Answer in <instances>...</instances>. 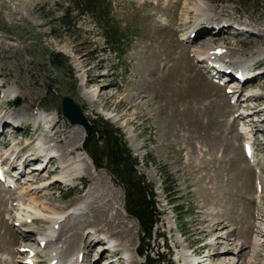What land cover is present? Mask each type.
<instances>
[{"label": "rangeland", "instance_id": "374dc122", "mask_svg": "<svg viewBox=\"0 0 264 264\" xmlns=\"http://www.w3.org/2000/svg\"><path fill=\"white\" fill-rule=\"evenodd\" d=\"M187 1L110 0L115 21L127 32L122 42L127 50L119 55L107 46L92 16L77 18L74 37L61 29L58 17L67 5L64 0H0V144L15 152L12 145L18 142L22 156L32 158L40 140L50 135L44 144L62 154L59 160L65 155L75 160L84 152L78 146V126L61 112L62 96L69 94L88 118L108 119L125 134L139 169L155 187L162 212L150 242L142 241L138 221L123 213L124 189L108 171L83 157L82 175L68 170L61 179L62 161L54 160L42 174L34 170L33 161L26 171L33 169H23L16 188L0 184V264H21L29 255L26 246L40 252L43 264L51 258V247L41 249L38 240L49 234L53 219L36 215L32 223L14 224L19 212L16 194L27 185L23 182L31 183L28 178L55 181L39 204L44 214L86 208L60 224L57 243L66 249L63 264L79 252L90 256L83 264H142V246L151 257L164 256L161 264H193V255L200 252L202 264H264V189L260 201L257 198L258 182L264 184V76L246 84L262 87L257 92L261 97L247 100L246 87L236 86L237 98L228 92L232 85L207 77L205 61L194 54L215 39V46L223 44L228 50L226 61L232 64L242 57L245 65L253 63L264 71V8L254 0L245 6L239 0H201L206 15L227 20V28L200 35L202 39L192 43L188 36L183 40L193 28V14L188 20L184 16ZM207 24L210 28L215 23ZM64 61L69 64L62 67ZM254 107L259 113L254 114ZM42 114L54 119L36 130L34 117ZM14 116L23 122L21 129H11ZM241 132L255 134L256 160L245 158L243 145L249 136ZM164 176L169 177V192ZM96 210L107 217L118 214L114 223L119 227L102 229L92 215ZM91 229L100 234L91 237ZM99 238H114L122 258L113 262L111 245L103 251L106 242Z\"/></svg>", "mask_w": 264, "mask_h": 264}, {"label": "bare ground", "instance_id": "6f19581e", "mask_svg": "<svg viewBox=\"0 0 264 264\" xmlns=\"http://www.w3.org/2000/svg\"><path fill=\"white\" fill-rule=\"evenodd\" d=\"M207 12H208V8L201 2V0H188L186 2L185 11H184L185 20H188L189 18H191V15L193 14V16H192L193 21H191L193 23V28H191L190 31L188 32V34H190V35L187 37L190 42L193 43V42H198L199 40H201L202 38L199 39L200 35H209V34H212L213 31H214L213 34H218V32H223L224 30H226L225 28H227V27L225 25L228 23L227 20L215 19L214 17L211 18V17L206 15ZM209 20H212L215 23V24H212L210 26V28L208 27L209 26L208 24L206 25V22L209 21ZM182 27H183V25H182ZM221 28L224 29V30L222 31ZM180 30H182V29H180ZM192 33L194 35L193 37H191ZM205 37H207V36H205ZM214 41H215V39H213V41L208 42L203 47L198 48L196 53H194V54L197 56V58H198V60L200 62H203V61H205V62L222 61L229 68L231 62L225 60V58L226 59L229 58L228 50L226 51V47L223 44L221 46H218V45L215 46ZM238 58L239 59H236L234 61V63L237 64L238 66L241 65L240 67H243L244 63H245L244 60L242 59V57H238ZM253 67H256V66H253ZM255 69H258V68L256 67ZM258 70H261V69H258ZM230 75H232V74L230 73ZM263 76H264V71H261L258 75L254 74V76H252L249 79V81L251 83H253V82L259 80L260 78H263ZM230 79H232L231 76L229 77V80ZM232 91L234 93V91H236V90H234V88H233ZM9 92L10 91H8V92L6 91V93H4V94L6 95ZM239 92H241V91H238V93ZM253 97H261V96H258L257 94H250L248 96L247 100H251ZM254 109H255L254 114L259 113V110H257L255 107H254ZM248 114L249 113H247L246 117L249 116ZM53 119L54 118L51 115L46 114L45 120L53 121ZM22 123L23 122L19 121L17 118H15V116L12 117L11 121H10L11 129H16V130L17 129H21L22 126H23ZM74 126H76V127L78 126L77 128L80 130V140H79L78 146L80 148H82L83 144H84L83 140H85V131H83L84 130L83 127H81L79 125H74ZM34 129H36V128H34ZM2 133L3 132H1L0 136H2ZM244 133L247 136H249V134H247L248 132L247 133L246 132H241L242 135ZM48 138H52V136L44 135V137L40 140V142L38 144L39 152L33 154L32 158H28L29 156L28 157H23L22 153L24 152V150H23L24 148H20L18 146V142L15 143V144L13 143L14 145H12V146L16 147L17 150L15 152L11 153L10 157L13 158V155H14L15 159L18 158L20 161L22 159H24V161L23 162H17V163L12 162V168H14V171H15V167L19 166L17 168V170H16L17 173L16 172L14 174L12 173V178H9L10 180L8 181L7 184L5 182H2L0 184H2L6 188H10V187H15L16 188V186L19 185L20 183H22V181H23L22 179H23V177L25 175L23 167L26 166L27 164H29L30 162H33V161L37 160L38 158L40 159V157H41L40 153L41 152H48L49 155H50V158L44 164V167L40 171L39 174L44 173L49 165H53V163H54L53 161L54 160L58 161L60 159V157L62 156V154L58 153V155H51L54 151H57V150L56 149L54 150V147L51 146V145L44 144V140H46ZM247 144H248V142H247ZM8 149L5 150V151L8 152ZM57 152H59V151H57ZM0 154L3 155L4 153H0ZM66 156H68V155H65L64 158L61 159L62 162L59 160L61 163H63V165H61V167H62L61 169H63V170H61V175H60L61 179H64L63 177L65 175V172L68 171V170H73V171L76 172V176H81L82 175V165H83L82 161L84 159L83 157H85L90 162H92L90 157L88 156V154L86 152L80 153V155L78 154V157L74 158L75 160L65 158ZM21 164L23 165L22 167H21ZM40 164H43L42 160H41ZM92 165H93V162H92ZM34 170L35 171H39L37 169V167H34ZM31 173H33V171ZM50 175H51V171H49L47 173V175H45V176H50ZM28 180L31 181V183L30 182H26V181L23 182V185H26V184L27 185L23 186L21 188H18V189H21V190H19L17 192V194H16V200L18 201L16 206L18 207L19 212H18V216H17L18 219L16 221H14V224L20 226V224L22 222H24V221L27 222V223H32L33 222L32 218H34V216H36V215H41V217H43V219H46V220L53 219V221H52L53 225L50 227L49 234L47 236H45L44 238H42V239L40 238L38 240L39 241L38 244H39V246H41V242L44 241L45 242V247L44 248L51 247L50 248V253H49L51 258H50L48 264H63L62 263V255L64 254V251L66 249L63 248V246H61L59 243H57L58 242L57 241V238H58L57 234H58V229L61 226L60 224H63L62 226H64L65 223H67V221H69L71 219H74V218H77L79 214L81 215L82 214L81 212L83 210H86V208H77V209L73 208V209H68V210H64V211H61V212L52 211L50 213L48 212L47 214H44L43 212L40 211L39 204H41V202L44 200V198L46 197L48 188L52 187L55 184V181L51 182V179L45 180V178H43V179H31V178H28ZM43 180H45V181H43ZM66 180H70L71 181V179H66ZM33 184H36V185H33ZM263 189H264V187H262L261 191ZM261 191H260V193H261ZM26 198H28V199H27L26 202H24L26 200ZM38 198H40V199H38ZM125 211L123 213L125 214V216H128L127 212H125ZM92 213H93L92 214L93 217L96 218L98 224L100 226H102V229L103 228H105V229L108 228L110 230V227H119V226L115 225V223H114V221H117V216L120 218V216L118 214L116 215V217H107L105 215V213L101 212V211H97L96 210V211H93ZM82 216H84V214ZM97 233H99V232H96L94 229L90 230L91 237L92 236H96L97 237V235H98ZM76 235H78V234H76ZM25 236L26 235L23 236V239L25 238ZM30 237H31V235L29 234L26 237V240H30ZM99 239L100 240H104L105 242H106V240H107V242L111 241V239H107V238H99ZM254 241H258V238L256 237V239H254ZM133 242L134 241H131L130 243L132 244ZM258 242H257V244H258ZM127 243H129V241H127ZM118 244H120V243H118ZM112 246L115 247V252L116 253H118L121 250V249H119V245H117V243H115ZM27 247L28 246H26V248H24V250L27 249ZM124 247H125L126 253L128 254L129 253L128 252V250H129L128 247H126V246H124ZM34 248L35 247H32V246L28 247V249L26 251H28L29 255L27 257L22 258L21 264H34L35 262H37L35 259L38 257L37 254H39V251L37 249L35 250ZM107 248H108V246L106 244H104L103 251H107ZM31 252H36V255L30 256ZM138 254H139V252H138ZM217 254H218V252H214V255H217ZM79 256L82 257L81 260H80ZM75 257L73 256L72 258H70L69 261L66 264H83L85 261H88L90 259L89 258L90 256H88V258H87V255L85 257V255H83V253L81 254V252H79L78 255L75 256ZM129 258H130V255H129ZM142 264H144V263H142ZM198 264H202V262H198ZM233 264H235V263H233Z\"/></svg>", "mask_w": 264, "mask_h": 264}, {"label": "trees", "instance_id": "16d2710c", "mask_svg": "<svg viewBox=\"0 0 264 264\" xmlns=\"http://www.w3.org/2000/svg\"><path fill=\"white\" fill-rule=\"evenodd\" d=\"M64 1L67 5L58 20L60 28H64L68 35L71 37L76 35L75 30L79 16L89 15L101 27L102 36L105 38L107 46L119 55L126 52L127 49L122 46V42L127 36V32L122 30L120 24L115 21L111 13L110 0ZM248 1L252 0H239L237 3L245 6ZM254 1L260 3L264 8V0ZM52 55L57 54L53 53ZM54 61L58 64L57 60ZM65 64H69L68 61L60 63L63 65L62 67ZM91 121L92 129L85 138L83 149L92 158L97 169L108 171L115 181L123 187L125 208L131 216L138 220L143 241L148 240L150 242L161 215L154 185L147 181L146 176L139 169L140 161L134 155L121 129L103 117L93 118ZM168 178V176H164L162 181L169 192ZM175 182L176 180L173 179L169 183L172 186ZM141 254L150 262L156 261L150 256L149 249L145 246H142ZM158 256L161 257V254L159 253Z\"/></svg>", "mask_w": 264, "mask_h": 264}, {"label": "water", "instance_id": "95a60500", "mask_svg": "<svg viewBox=\"0 0 264 264\" xmlns=\"http://www.w3.org/2000/svg\"><path fill=\"white\" fill-rule=\"evenodd\" d=\"M61 110L72 125H80L85 129L86 135L91 132L92 124L79 104L68 94L62 98Z\"/></svg>", "mask_w": 264, "mask_h": 264}]
</instances>
